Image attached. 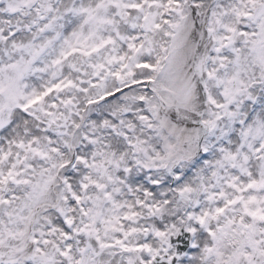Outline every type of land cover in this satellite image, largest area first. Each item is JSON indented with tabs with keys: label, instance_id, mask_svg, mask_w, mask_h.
<instances>
[{
	"label": "snow or ice",
	"instance_id": "1",
	"mask_svg": "<svg viewBox=\"0 0 264 264\" xmlns=\"http://www.w3.org/2000/svg\"><path fill=\"white\" fill-rule=\"evenodd\" d=\"M0 264H264V0H0Z\"/></svg>",
	"mask_w": 264,
	"mask_h": 264
}]
</instances>
